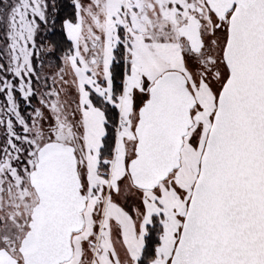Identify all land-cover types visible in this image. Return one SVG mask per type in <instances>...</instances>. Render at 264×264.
Wrapping results in <instances>:
<instances>
[{
    "label": "snow or ice",
    "instance_id": "obj_1",
    "mask_svg": "<svg viewBox=\"0 0 264 264\" xmlns=\"http://www.w3.org/2000/svg\"><path fill=\"white\" fill-rule=\"evenodd\" d=\"M0 264H264V0H0Z\"/></svg>",
    "mask_w": 264,
    "mask_h": 264
}]
</instances>
